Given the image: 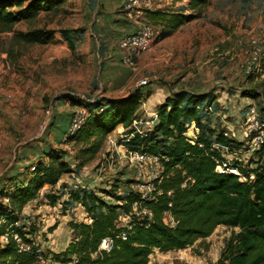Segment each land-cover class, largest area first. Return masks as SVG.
<instances>
[{
    "label": "rangeland",
    "instance_id": "1",
    "mask_svg": "<svg viewBox=\"0 0 264 264\" xmlns=\"http://www.w3.org/2000/svg\"><path fill=\"white\" fill-rule=\"evenodd\" d=\"M31 1H24L23 6ZM42 1L44 5L48 2L51 6H44L36 16L21 19L10 29L0 31V200L6 191L25 182L23 176H31V165L40 161V158L33 157L34 154L42 153L43 161L48 162L44 150L52 149L65 158L72 147L73 154L67 158L72 171L65 173L52 188L48 187L42 193L40 190V200L31 204H44V195L53 193L58 195L57 204L61 206L57 210L59 218L56 221L71 219L90 223V217L81 204L70 201L71 193L93 189L97 197L119 204L117 199L130 189L146 193L150 179L146 175L137 179L136 169L125 154L127 147H121L124 144L119 135L128 131L122 126L108 134L114 137L116 145L105 142L93 159L81 166L76 164L74 156L84 142H63L68 124L61 134L65 123H59L58 114L69 107L73 110L80 106L76 104L78 99H119L128 95L109 91L114 88L108 84L106 77L107 69L111 73L110 65H115L120 55L116 50L119 38L114 35L112 27L104 25L103 14L107 9H102L101 0ZM188 2H185L186 5ZM186 5L164 10L178 11ZM239 6L240 0H209L202 17L191 22L195 23L193 38L205 40L196 42L195 53L183 50L178 55L171 54L170 47L176 37L173 35L155 43L137 60V66H133L136 73L130 81L144 94L137 109L136 127L141 133L151 129L147 122L153 117L149 113L151 108L156 113L157 106L164 101L160 94L150 96V82L160 77L162 80L163 76L171 73H182L184 76L185 73L203 71L211 83L207 91L211 99L199 108L201 125L189 122L188 134L197 137L206 132L205 135L214 139L217 133H226L233 143L221 148L227 166L231 168L237 164L248 169L255 165L250 161L258 158L249 136L245 135L247 118L254 115L257 119H264V68H261L264 61V27L259 28L262 30L259 33H241L239 29L244 26L239 23V16L243 14L241 9L235 10ZM8 8L13 11L20 9L16 4ZM118 10H115L116 13ZM261 22L264 23V17ZM34 28L53 29V38L44 44L19 42L14 38L16 32ZM192 29L182 31L186 34L185 38L192 37ZM251 39L257 40L260 61L259 69L247 75L243 69L253 49ZM206 43L210 45L204 46ZM150 76L157 78L151 80ZM141 78H147V84L139 85ZM245 89H253L260 94L257 97L243 96L241 91ZM106 93L115 97L101 96ZM213 130L215 133H211ZM120 214V223L125 224L128 218ZM62 215L65 218H61ZM40 217L31 206L19 215L17 226L24 228L25 232L36 229L34 235L39 247L43 246V254L51 255L53 264H67L56 259L59 253L55 250H60L62 245L59 244L63 242H72L75 233L69 230L67 224L60 223V231L47 236V233H52L47 231L48 228L56 225ZM168 220L166 218V222ZM238 231L237 228L217 226L208 238L197 240L186 249L166 253L154 249L148 264H218L228 239ZM30 235L26 234L25 238L35 246V238ZM47 242H53L51 247L55 252L45 249ZM34 264L40 263L35 260Z\"/></svg>",
    "mask_w": 264,
    "mask_h": 264
},
{
    "label": "trees",
    "instance_id": "2",
    "mask_svg": "<svg viewBox=\"0 0 264 264\" xmlns=\"http://www.w3.org/2000/svg\"><path fill=\"white\" fill-rule=\"evenodd\" d=\"M14 1L0 0V31L10 29L21 19L36 16L44 6H51L48 2L44 5L42 0H32L24 6L26 0ZM208 3L209 0H189L178 11L149 10L147 17L159 30L157 42L171 35L181 24L200 17ZM15 4L20 9L8 8ZM53 34V29L34 28L18 31L14 38L19 42L44 44ZM241 94L257 97L260 93L245 89ZM142 95L138 87L119 99H78L76 104L84 106L89 115L76 133L65 140L84 142L74 156L78 166L93 159L107 135L122 126L128 128L127 134H132L128 141H123L124 146L158 156L163 170L149 181L144 198L137 189H130L117 199L119 204L97 197L93 189L71 193L70 201L80 203L91 222L71 220L67 223L69 230L75 233L73 241L56 259L69 263L74 258L75 264H148L154 249L164 253L183 250L197 240L208 238L217 226H225L239 231L228 239L218 264H264V147L254 150L258 159L250 161L255 164L253 167L245 169L233 165L245 181L236 174L218 172L217 165L225 159L213 144L232 146V140L222 133H217L214 139L205 135L206 132L197 137L188 134L189 122L201 125L199 108L211 95L183 89L174 91L157 106L151 129L140 133L133 127V121L137 120ZM211 133H215L214 130ZM44 154L48 162L35 163L25 183L2 195L0 237L12 231L24 244L32 246L25 236L34 235L36 229L25 232L17 226L19 215L38 197L41 188L56 185L65 173L72 171L69 161L59 153L48 149ZM4 198L7 203H3ZM44 198L51 206L57 204L58 195L48 192ZM119 211L128 218L125 224L120 223ZM168 217L173 224L166 222ZM54 229L52 226L47 231ZM106 238L112 240L108 253L99 250ZM34 250L32 246L28 252L20 251L16 242L8 238L5 245L0 244V264H34Z\"/></svg>",
    "mask_w": 264,
    "mask_h": 264
},
{
    "label": "crops",
    "instance_id": "3",
    "mask_svg": "<svg viewBox=\"0 0 264 264\" xmlns=\"http://www.w3.org/2000/svg\"><path fill=\"white\" fill-rule=\"evenodd\" d=\"M124 0H101V7L102 9H107L105 11V13L103 14V20H104V25H108V28H113L114 29V35L117 36V38H120L121 36H123L126 33L132 32L135 30V26L134 24L127 19L124 14L122 13L121 10V6L123 4ZM185 2H188V0H168L164 6V8H176L177 6H182V5H186ZM116 9H119L118 12L116 13ZM241 9V14H243L242 16H239V23L243 24V28L239 29V31L241 33H245V34H255V33H259L262 32L261 29L264 27V23L261 22L262 18L264 17V0H240V6L237 7L235 10L238 11ZM211 12V9H209ZM189 11L186 9L185 13H188ZM209 15V14H208ZM202 17V16H201ZM201 17L195 18L193 20L196 19H200ZM210 17V15H209ZM115 20H118V22H115ZM193 20L183 23L181 24L171 35L163 38L162 40H160L159 42H162L163 40L172 37L173 35H176L175 37V43L173 44L172 47H170V53L174 54V55H178L179 53H181L183 50L186 51H190L193 53H195V49H196V42H205V40H195L193 38L194 36V30L192 29L193 25L195 23H191ZM208 25V24H206ZM192 29V37H187L185 38V33H183L182 31H187L189 29ZM210 44L206 43L204 46H209ZM185 46H192V49H184ZM116 50H118V52L120 53V55L117 57V63L115 62V65H110V70L111 73H109L110 71H108L107 69V81L108 84L111 85V88H114L113 90H109V91H116L118 93L121 94H129L131 93L133 90H135L136 88H134V84H131V78L135 75V71H134V67H129L126 64L123 65L121 63L122 61V52L118 49V47L116 48ZM107 62V61H106ZM138 64V61L136 62V66ZM131 69V70H130ZM126 75H128L126 77ZM131 77V78H130ZM151 80H153L154 78L156 79L157 77L155 76H150L149 77ZM162 77H160L158 80H155L154 82H150V89H149V94L150 96H154L155 94L157 95H161L164 99L171 95V93H173L174 91H178V90H187L193 93H207V91L209 90V88L211 87V83L208 81L207 75H205V73L202 72H198V73H185L184 76H182V73H171L168 74L167 76H163V79L161 80ZM127 83V84H126ZM108 85V86H109ZM138 88V87H137ZM140 88V87H139ZM152 91V92H151ZM109 96L111 98H114L115 95H108L106 94H101V96ZM144 97V95H142ZM149 102V101H148ZM211 108V107H210ZM72 108L69 107V109L61 111V113L58 114V121L59 123H61V125L63 123H65L61 134L63 133V131L66 129L67 124L69 122V118L70 115L69 114L72 110ZM153 109V110H152ZM151 115L154 112V108H151L150 112ZM156 119V118H155ZM155 119L153 117H151L149 119L148 124L150 126L153 125V122L155 121ZM65 121V122H64ZM58 131H60V129L57 128ZM116 130V129H115ZM121 147H125L124 145ZM72 150V147H71ZM69 151V153L66 154V157L64 159L68 160V157H71L70 155L73 154V151ZM35 156H33L36 159H39L43 161L44 156L42 155V153H36L34 154ZM47 158V157H46ZM45 158V159H46ZM69 161V160H68ZM70 163V162H69ZM22 177V176H21ZM30 176H23V180L25 179V182L28 180ZM24 182V183H25ZM52 188L53 186H49V185H45L43 188H41V193L42 190H45L46 188ZM38 197L29 202L22 210V214L25 213L26 209H29V207L32 206L33 211H35L36 214L40 215L41 217L39 219H42L46 222H48L49 224H54L56 225L55 229L52 231V233H47V236H51L52 234L54 235L56 233V231H60L59 228V224H67L69 221H71V219H66L64 220V222H62V220H58L56 221V218H59V216L57 215V210L59 208V204H56L55 206H51L47 203L46 199L44 198L45 203L47 204H31L35 201H38ZM40 200V199H39ZM61 207V206H60ZM55 215V217H54ZM61 218H65V216H61ZM48 224V225H49ZM50 226V225H49ZM31 238L34 237L36 244L39 245L38 241H37V237L36 235H30ZM53 243V242H52ZM49 244V242L45 243V249L46 250H50V251H54L55 249L51 247V245L53 246L54 244ZM69 243H71L70 241H67L66 243H61L59 245H62V248L60 250H55V253H61L63 252L67 246L69 245ZM43 250V246L40 247Z\"/></svg>",
    "mask_w": 264,
    "mask_h": 264
},
{
    "label": "built area",
    "instance_id": "4",
    "mask_svg": "<svg viewBox=\"0 0 264 264\" xmlns=\"http://www.w3.org/2000/svg\"><path fill=\"white\" fill-rule=\"evenodd\" d=\"M168 0H124L121 10L124 16L129 19L135 26V30L129 33L124 34L118 39L117 47L122 52V62L129 67H133L137 60L151 47L157 43L159 30L154 26L147 17V12L149 10L162 9L164 8ZM250 45L253 46V49L250 53L249 58L247 59L244 65V72L249 75L254 73L259 69L260 61V51L257 48V40L251 39ZM147 78H141L139 80V85L147 84ZM86 101H92L91 99H86ZM254 111V109H252ZM88 110L80 105L76 106L69 118L67 133L63 138V142L69 143L65 140L76 133L80 126L84 123L88 117ZM153 118H156V113H152ZM137 120L133 121V127L138 131L136 124ZM245 135L249 136L251 141V146L253 150L264 147V119H257L256 116L252 115L247 118L245 126ZM139 132V131H138ZM226 135V133H224ZM132 134H120V138L123 141H128ZM227 136V135H226ZM105 142L109 145H116L114 137L107 135ZM213 146L221 152L222 147H228L219 143H214ZM71 148V147H70ZM125 154L130 163L136 169L137 179L144 178L145 175L148 176L151 181L153 178L160 175L163 170V166L159 160V157L156 155L148 154L140 150H128L125 149ZM222 155V152H221ZM223 157V155H222ZM218 162V160H217ZM219 163V162H218ZM30 169L34 170V164L31 165ZM218 172H230L238 175L239 179L245 181L246 178L237 170L235 167L229 168L226 164V161L219 163L216 167ZM250 178H253V175H250ZM150 187V184L148 182ZM143 186V185H141ZM14 188H11L9 191H12ZM149 189V188H148ZM147 193V192H146ZM146 193L142 192V198L145 197ZM3 203H7V199H3ZM170 224H173L171 218L168 217ZM1 224V222H0ZM8 238H11L19 247L20 251H30L31 245L24 244L22 238L12 231L8 234H5L0 237V244L5 245L8 242ZM122 239H125V236H122ZM34 247V258L36 262L40 264H53L51 262V255L45 256L43 250L39 245L35 244ZM112 248V240L109 238L104 239L100 246L99 250L109 252ZM76 260L72 258V261L67 264H75Z\"/></svg>",
    "mask_w": 264,
    "mask_h": 264
}]
</instances>
